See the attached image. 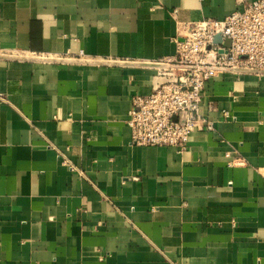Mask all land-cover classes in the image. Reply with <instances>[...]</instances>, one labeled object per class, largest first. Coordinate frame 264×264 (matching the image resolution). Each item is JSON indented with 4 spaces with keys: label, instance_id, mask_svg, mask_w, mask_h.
<instances>
[{
    "label": "crops",
    "instance_id": "obj_1",
    "mask_svg": "<svg viewBox=\"0 0 264 264\" xmlns=\"http://www.w3.org/2000/svg\"><path fill=\"white\" fill-rule=\"evenodd\" d=\"M242 1L0 0V264H264V76L208 81L183 151L127 125L176 23Z\"/></svg>",
    "mask_w": 264,
    "mask_h": 264
},
{
    "label": "built area",
    "instance_id": "obj_2",
    "mask_svg": "<svg viewBox=\"0 0 264 264\" xmlns=\"http://www.w3.org/2000/svg\"><path fill=\"white\" fill-rule=\"evenodd\" d=\"M176 25L174 55L141 62L154 71V82L148 95L131 99L130 146L187 149L193 132L206 136L214 130L200 112L208 81L225 74L264 76V0L242 1V10L221 21ZM0 101L6 100L0 96ZM223 116L229 117L227 112ZM56 153L73 171L65 156Z\"/></svg>",
    "mask_w": 264,
    "mask_h": 264
},
{
    "label": "water",
    "instance_id": "obj_3",
    "mask_svg": "<svg viewBox=\"0 0 264 264\" xmlns=\"http://www.w3.org/2000/svg\"><path fill=\"white\" fill-rule=\"evenodd\" d=\"M215 41H216V42H218V41H219V38H218V37H216V38H215Z\"/></svg>",
    "mask_w": 264,
    "mask_h": 264
}]
</instances>
